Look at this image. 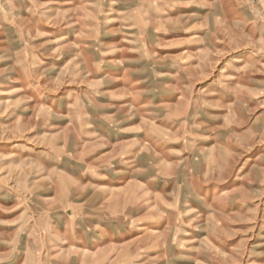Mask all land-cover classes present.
Wrapping results in <instances>:
<instances>
[{
	"label": "rangeland",
	"instance_id": "374dc122",
	"mask_svg": "<svg viewBox=\"0 0 264 264\" xmlns=\"http://www.w3.org/2000/svg\"><path fill=\"white\" fill-rule=\"evenodd\" d=\"M0 264H264V0H0Z\"/></svg>",
	"mask_w": 264,
	"mask_h": 264
}]
</instances>
